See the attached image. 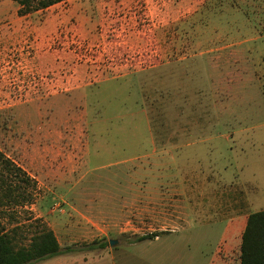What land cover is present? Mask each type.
<instances>
[{
  "label": "rangeland",
  "instance_id": "1",
  "mask_svg": "<svg viewBox=\"0 0 264 264\" xmlns=\"http://www.w3.org/2000/svg\"><path fill=\"white\" fill-rule=\"evenodd\" d=\"M17 10L0 0V151L34 187L2 200L5 232H54L34 264H239L264 210V0Z\"/></svg>",
  "mask_w": 264,
  "mask_h": 264
},
{
  "label": "trees",
  "instance_id": "2",
  "mask_svg": "<svg viewBox=\"0 0 264 264\" xmlns=\"http://www.w3.org/2000/svg\"><path fill=\"white\" fill-rule=\"evenodd\" d=\"M18 5L17 14L27 16L48 9L67 0H11ZM34 187L30 177L0 151V206L2 200L17 203L16 190ZM27 192V191H26ZM21 199L25 202L32 195L26 193ZM158 234H151L148 238H157ZM148 238H140L146 240ZM104 246V244H102ZM60 244L51 229L40 228L33 234L27 245L17 244L12 235L5 232L0 221V264H34L61 253ZM239 264H264V210L250 214L247 217L239 253Z\"/></svg>",
  "mask_w": 264,
  "mask_h": 264
},
{
  "label": "water",
  "instance_id": "3",
  "mask_svg": "<svg viewBox=\"0 0 264 264\" xmlns=\"http://www.w3.org/2000/svg\"><path fill=\"white\" fill-rule=\"evenodd\" d=\"M115 243H116V241H114V240L109 241V245H110V246L115 245Z\"/></svg>",
  "mask_w": 264,
  "mask_h": 264
},
{
  "label": "crops",
  "instance_id": "4",
  "mask_svg": "<svg viewBox=\"0 0 264 264\" xmlns=\"http://www.w3.org/2000/svg\"><path fill=\"white\" fill-rule=\"evenodd\" d=\"M28 16V15H27ZM24 17H26V16H24ZM29 17V16H28ZM53 19V18H52Z\"/></svg>",
  "mask_w": 264,
  "mask_h": 264
}]
</instances>
